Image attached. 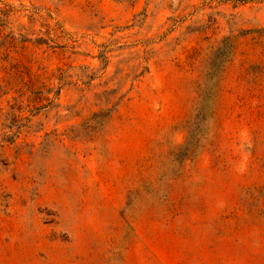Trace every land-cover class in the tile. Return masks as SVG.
Masks as SVG:
<instances>
[{
	"label": "rangeland",
	"instance_id": "rangeland-1",
	"mask_svg": "<svg viewBox=\"0 0 264 264\" xmlns=\"http://www.w3.org/2000/svg\"><path fill=\"white\" fill-rule=\"evenodd\" d=\"M0 264H264V0H0Z\"/></svg>",
	"mask_w": 264,
	"mask_h": 264
}]
</instances>
